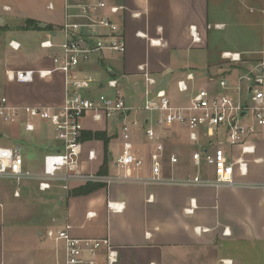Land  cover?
Wrapping results in <instances>:
<instances>
[{
    "label": "crops",
    "instance_id": "crops-1",
    "mask_svg": "<svg viewBox=\"0 0 264 264\" xmlns=\"http://www.w3.org/2000/svg\"><path fill=\"white\" fill-rule=\"evenodd\" d=\"M104 1L109 7L126 8L117 15L107 10L101 14L121 25L127 53L82 66L84 72L100 79L99 86L89 94L92 97L114 94L106 82L116 77L121 83L119 92L139 105L147 72L159 81L158 88L166 90L175 106L190 104L200 90L218 92L222 79L229 84V89L222 92L246 103L254 83H248L245 76H264V0ZM79 2L0 0V95L20 106L63 103V75L55 73L45 80L37 75L39 70L52 69V57L59 50L43 49L40 44L45 40L56 44L61 41L59 32L68 12L66 6ZM135 13L139 16H133ZM28 20L37 22L39 29H23ZM11 41L20 43L21 48L12 49ZM226 54L238 55L239 60L233 61ZM8 70L16 72L14 81L8 80ZM179 82L188 86L187 93L179 90ZM128 90L132 94L127 97ZM136 115L147 124L148 114ZM42 122L33 119L35 130L28 132L24 122L7 124L0 120V144L6 145L0 148L20 147L24 169L37 174L43 170L45 155L60 146L55 131L46 133V127L51 126ZM239 123L255 125L250 113ZM101 124L98 127L88 118L85 132L108 133L107 175H120L115 167L122 148L119 133L113 126ZM210 134L201 129L198 141L193 142L188 129L174 127L165 141L163 174L176 179L213 180V168L204 162L197 167L192 157L196 152L203 156L222 152L229 162L243 158L248 163L246 176L236 166L233 187L115 182L86 196H72L70 191L86 184L73 183L65 190L62 183L54 182L50 190L43 192L38 181L1 179L0 264H64L63 245L47 238L46 232L67 224L72 226L75 238H108L119 254L117 264H236L235 259L237 264H264V128L255 125L254 133L246 139L245 145L255 149L250 154L226 142V128ZM83 141L85 170L99 174L106 156L104 144ZM134 143L146 151L153 148L143 133L135 134ZM91 150L96 159L90 162ZM172 154L179 159L175 166L170 163ZM136 175L147 179L150 163L134 172ZM22 196L36 204L35 216L29 220L22 218ZM42 196L45 201L40 199ZM55 200L57 204L47 207ZM37 216L40 220L34 221ZM246 248H253L254 257L246 256ZM101 262L106 264L104 259Z\"/></svg>",
    "mask_w": 264,
    "mask_h": 264
},
{
    "label": "built area",
    "instance_id": "built-area-1",
    "mask_svg": "<svg viewBox=\"0 0 264 264\" xmlns=\"http://www.w3.org/2000/svg\"><path fill=\"white\" fill-rule=\"evenodd\" d=\"M65 22L59 32L60 40L56 44L52 40L41 42V48L59 50L52 57L53 68L38 71L41 80L51 78L60 73L64 78V100L60 105L50 106H20L10 102L9 98L0 95V120L7 124L24 122L25 129L33 132V119H39L50 125L60 146L47 153L43 160L41 173H33L24 169L23 156L20 147L0 148V179L12 180L16 183L34 180L39 182V188L45 192L51 189L52 183H62L65 190L70 185L101 183L110 185L115 182H141L146 184H174L183 186L233 187L235 168L246 176L248 163L240 158L235 163L229 162L222 154H193V162L200 167L201 162L213 168L215 179L203 180L176 179L163 174V163L166 156L165 141L176 126H182L189 131V139L198 141V131L206 130L208 134L220 127L227 129V143L230 146H241L243 154L254 153V147L245 145L246 139L255 131V125L264 128V76L244 79L254 83L246 103L235 100L229 94L222 92L229 89L225 79L220 80L218 92L200 90L190 104L175 106L164 88H158L159 81L145 72L142 102L136 105L135 100L125 98L120 92L121 83L116 77L107 80L106 86L115 90L114 94L100 93L96 97L89 94L99 86L96 74L84 72L83 65H88L107 56L122 57L127 53L124 31L120 24L114 22L101 12L107 10L111 15L126 11L125 7H109L104 0H80L76 5H67ZM75 9L74 13L69 12ZM133 16L138 17L135 13ZM195 40L199 41L196 38ZM9 46L19 50L21 44L11 41ZM233 61H238V55L226 54ZM15 71L6 72L9 81L15 80ZM190 78L192 76H189ZM179 90L188 92L185 82H179ZM158 88V89H157ZM148 114L147 124L137 117L138 113ZM250 113L254 126H243L239 123L242 113ZM90 118L94 123H104L114 127L119 133L122 148L115 160V167L120 175L87 173L83 161V139L85 121ZM116 122L114 123V121ZM144 121L145 118H144ZM143 133L146 140L153 145L151 151L136 147L134 136ZM89 161L96 159L94 150L89 151ZM149 162L151 175L145 179L134 176ZM179 162L176 155L170 156V163L175 166ZM19 195L18 193H16ZM111 206V205H110ZM117 209L116 206H111ZM92 216V214H89ZM72 226L67 224L59 230H49L46 237L63 245L64 264H117L119 254L108 238L93 240L79 239L72 236Z\"/></svg>",
    "mask_w": 264,
    "mask_h": 264
},
{
    "label": "trees",
    "instance_id": "trees-1",
    "mask_svg": "<svg viewBox=\"0 0 264 264\" xmlns=\"http://www.w3.org/2000/svg\"><path fill=\"white\" fill-rule=\"evenodd\" d=\"M39 26L40 25L37 22L28 20L26 21V26L23 27V29H31V28L39 29ZM84 139L87 141L95 140V141L103 142L106 156L104 163L99 171V175L106 176L108 174V166L110 162L108 157V146L109 143L111 142V138L108 136V133L105 131H88V132H84ZM104 185L105 184H101V183H87L84 186H80L78 188L73 189L72 191H70V193L72 196H78V195L86 196L91 193H94Z\"/></svg>",
    "mask_w": 264,
    "mask_h": 264
},
{
    "label": "rangeland",
    "instance_id": "rangeland-1",
    "mask_svg": "<svg viewBox=\"0 0 264 264\" xmlns=\"http://www.w3.org/2000/svg\"><path fill=\"white\" fill-rule=\"evenodd\" d=\"M33 1H38V0H33ZM42 1H46V0H42ZM54 66H53V64H52V66H51V68H53ZM53 79H51V80H46V81H52ZM174 92H172V94H173ZM125 94H126V96L128 97V95L127 94H132V91L130 90H128V91H126L125 92ZM175 94V93H174ZM55 100H58V98H54ZM128 99V98H127ZM10 100V99H9ZM240 100V99H239ZM180 101H182V100H180ZM11 102V101H10ZM138 104L140 105V103L138 102ZM42 123H44V122H42ZM46 124V123H45ZM97 125H98V127H101V123H96ZM52 131H54L51 127H46V133L47 132H49V133H52ZM0 146L1 147H3V146H6L5 144H0ZM115 154L117 153V151L116 152H114ZM1 180V179H0ZM3 180H6V179H3ZM10 181H12V180H10ZM14 182V181H13ZM24 183V182H23ZM41 200H43V201H45V196H42L41 198H40ZM21 200H23L24 201V203H23V207H20L21 208V210H24V212H23V217L22 218H26V219H30V218H32V217H34L35 216V212L37 211L35 208H34V206H36V204H35V202H33V200H31L30 198H28V199H26V198H24L23 196L21 197ZM45 203V202H44ZM58 203V201L57 200H55V201H53V202H50V203H48L49 205H47V207H49V208H51V205L52 204H57ZM51 214V213H50ZM42 218V217H41ZM34 221L35 220H40V217L39 216H37V217H35L34 219H33ZM254 255V252H253V248H246V256H248V257H252ZM238 257V256H237ZM254 257V256H253ZM234 262H236V264H237V259H235V261Z\"/></svg>",
    "mask_w": 264,
    "mask_h": 264
},
{
    "label": "water",
    "instance_id": "water-1",
    "mask_svg": "<svg viewBox=\"0 0 264 264\" xmlns=\"http://www.w3.org/2000/svg\"><path fill=\"white\" fill-rule=\"evenodd\" d=\"M43 27H45V25H42ZM249 92H251V89L249 90ZM246 115V113L244 112V113H242L241 114V117H243V116H245ZM116 122V120L114 121V123Z\"/></svg>",
    "mask_w": 264,
    "mask_h": 264
}]
</instances>
